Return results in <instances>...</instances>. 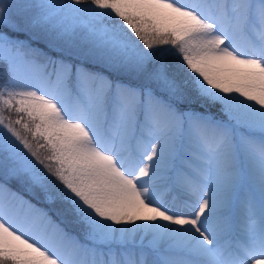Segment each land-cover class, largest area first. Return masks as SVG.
<instances>
[{
    "label": "snow or ice",
    "instance_id": "6c2138e0",
    "mask_svg": "<svg viewBox=\"0 0 264 264\" xmlns=\"http://www.w3.org/2000/svg\"><path fill=\"white\" fill-rule=\"evenodd\" d=\"M0 264H264V0H0Z\"/></svg>",
    "mask_w": 264,
    "mask_h": 264
}]
</instances>
